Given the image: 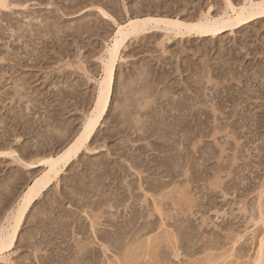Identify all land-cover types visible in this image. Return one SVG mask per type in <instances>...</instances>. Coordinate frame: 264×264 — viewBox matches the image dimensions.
Instances as JSON below:
<instances>
[{
	"label": "rangeland",
	"instance_id": "1",
	"mask_svg": "<svg viewBox=\"0 0 264 264\" xmlns=\"http://www.w3.org/2000/svg\"><path fill=\"white\" fill-rule=\"evenodd\" d=\"M40 2L44 0L0 9V151L15 150L14 156L0 155L1 221L44 170L25 162L60 152L93 107L101 77L99 53L116 30L97 7L124 23L128 17L120 10L135 7L137 0ZM173 2L177 8L171 13L163 7L153 14L189 19L210 8L216 15L224 7V0L191 1L187 10L184 2ZM34 15L45 25L53 22L52 28L41 27L48 35H18ZM142 38L123 49L111 107L89 148L34 203L16 246L8 256L0 255V264H106L108 255L120 264L125 247L138 236L145 244L138 249L141 254L136 250V257H128L130 264H211L210 259L215 264H255L264 242V17L215 36L168 37L159 29ZM92 221L100 223L94 224L97 233ZM103 244L110 245L107 258ZM84 246L89 249L82 258Z\"/></svg>",
	"mask_w": 264,
	"mask_h": 264
},
{
	"label": "bare ground",
	"instance_id": "2",
	"mask_svg": "<svg viewBox=\"0 0 264 264\" xmlns=\"http://www.w3.org/2000/svg\"><path fill=\"white\" fill-rule=\"evenodd\" d=\"M16 1L13 2L12 0H0V9L1 8H4V9H13V7H17V6H22V7H29L30 5H28L27 2H29V0H14ZM35 1V0H34ZM40 1V0H39ZM46 0H44L45 2ZM77 1V0H76ZM112 1V0H110ZM131 1V0H130ZM175 1V3H178V5L181 3V2H184V7L186 8L187 10V7H188V3H190L191 1H195V0H137V2L135 3V7H127L125 5L124 8H122L120 11H123V16H126L128 17L127 21L124 22V23H121L119 21V19L115 16V14L113 15L112 13H110L109 11H107L106 9L107 8H103L102 6H98L97 8L99 9L98 11L100 12L101 16L103 17V19H106L109 20V21H112L114 22V24H116V30H114V32L112 33V35H110V38L108 40H105V45H104V48L102 49V53L100 54L99 53V57H98V60L100 61V68H101V77L99 79H96V83H97V87H96V93H95V98H94V103H93V107L92 109L86 114V116L83 118V123H82V126L80 128L79 131H77L78 133L74 136V138L58 153H54V154H47L48 156L44 157V158H41L37 161H30V162H25V166L29 167V168H35V167H38V166H44V170L38 174V175H35L31 181V183L27 186V188L24 190V192L20 195V198L17 202V204L9 211V213L6 214V216L2 219V221L0 220V255L5 257L7 255V253H9L17 244L18 242V237H19V233H20V230L22 229V226L23 224L25 223V220L27 218V215L31 209V207L34 205V203L39 200L42 195L51 187L53 186V184L59 179V177H61V174L63 173V171H65V169H67L68 166H70V164H72L73 161H75V159H77L79 157V155L84 151L86 150L87 148H89L88 144L89 142L92 141V138L93 136H95L97 130L99 129V127L101 126L102 122H104V118H106L105 116H107V113L111 107V104H112V95H113V91H114V86H115V81H116V70H117V67L120 63V61L122 60L123 56H122V52H123V49L127 47V43L129 41H132V40H139L141 39L143 36H147L149 34H152L156 31H158L159 29H162V30H165L167 32V36L168 37H171L172 35L174 36H197V37H205V36H209V35H219L221 33H223L224 31H227V30H231V31H235L236 28H240V27H243L253 21H255L256 19L258 18H262L264 17V0H242L240 1V3H235L234 0H224V7L223 9L217 13L216 15L212 14L211 12V8L207 11H204L202 10L201 14L194 17L192 15V18L189 16L191 14H189L188 17L189 19H182V17H177V18H172V17H162V16H156L153 14V12L158 9V8H166L168 11L167 12H172V10L176 9L177 7H175L173 9V6H175V4H173ZM198 1V0H197ZM200 1V0H199ZM43 2V3H44ZM63 2V1H62ZM27 3V4H26ZM41 4L40 5H43L42 2H40ZM55 3L57 4V0H49L48 4L46 5H55ZM60 3V2H59ZM82 3V2H81ZM102 3V2H101ZM113 3V2H112ZM195 3V2H194ZM61 4V3H60ZM64 4V3H63ZM67 4V3H66ZM75 4V3H74ZM80 4V3H79ZM100 4V3H99ZM106 4V3H105ZM191 4V3H190ZM197 4V3H196ZM58 5V4H57ZM97 6V4H95ZM123 5V4H122ZM72 6V5H71ZM180 6V5H179ZM178 6V7H179ZM197 6V5H196ZM201 6V5H200ZM78 7V6H77ZM88 7V6H87ZM108 7V6H107ZM110 7V6H109ZM192 7V6H191ZM190 7V8H191ZM195 6H193L194 8ZM60 8V7H59ZM58 8V9H59ZM163 8V9H164ZM184 8V9H185ZM63 9V8H62ZM67 9V8H66ZM113 9V8H112ZM161 9V10H163ZM179 9H182V6L179 7ZM183 9V10H184ZM195 9V8H194ZM79 10V9H78ZM160 10V9H158ZM2 11V10H0ZM68 11V10H67ZM87 11V10H86ZM97 11V12H98ZM118 11V10H117ZM116 11V12H117ZM190 10L188 9V12ZM181 12V10H180ZM185 12V10H184ZM187 12V13H188ZM2 13V12H1ZM36 13H38L36 11ZM40 13V12H39ZM50 13V12H49ZM64 13V12H63ZM119 13V12H118ZM159 13V11H158ZM162 13V11H161ZM159 13V14H161ZM176 13H177V10H176ZM175 13V14H176ZM193 13V12H192ZM197 13V12H196ZM157 14V13H155ZM31 15V14H30ZM33 15V14H32ZM44 15V14H43ZM61 17V16H60ZM184 17V16H183ZM48 18V17H47ZM59 18V17H58ZM90 18V17H89ZM97 18V17H96ZM120 18V17H119ZM29 19V18H28ZM32 21L34 20H40V22L38 23V25H33L34 22L30 21L29 23H27V25L25 26H22L20 28V30L22 29V33L21 34H18L22 37H28L31 35H33L31 32L34 33V36L36 35L37 31H41L42 32V28L43 26H45L46 28L47 27H50L53 22L52 20H56V19H52L50 20L51 23L49 24H46L45 23L43 24L44 19H40L39 16L37 15H34L32 17ZM37 21V22H38ZM57 21V20H56ZM54 21V24L55 22ZM103 21V20H102ZM87 22V21H86ZM92 22V21H91ZM96 23V22H95ZM36 24V23H35ZM87 24V23H86ZM102 24V22H101ZM43 25V26H42ZM93 25V24H92ZM89 26V27H92L93 26ZM21 26V25H20ZM85 26V25H84ZM45 27H43L45 29ZM88 27V29H89ZM97 27V26H96ZM102 27V26H101ZM52 28V26H51ZM48 29V28H47ZM87 29V30H88ZM80 30V29H79ZM83 30V29H82ZM92 31V29H90ZM89 30V31H90ZM18 32H20L18 29H17ZM29 34H27V32ZM36 33H35V32ZM49 30H46V35H48V32ZM51 31V30H50ZM73 31V30H72ZM61 32V31H59ZM14 33V35H15ZM40 35H42L40 32H38ZM55 33V32H54ZM94 33V32H93ZM104 33V32H103ZM57 34V32H56ZM90 34V33H89ZM88 34V35H89ZM14 35H12L13 37H15ZM39 35V36H40ZM52 35V34H51ZM87 35V36H88ZM106 35V34H105ZM19 36V37H20ZM38 36V37H39ZM45 36H42L41 39ZM54 36V35H53ZM86 36V37H87ZM96 36V34H95ZM18 37V36H17ZM18 37V38H19ZM31 37V36H30ZM52 37V36H51ZM59 37V36H58ZM68 37V35H67ZM16 38V37H15ZM14 38V39H15ZM37 38V37H36ZM49 38V37H48ZM61 38V37H60ZM59 38V39H60ZM22 39V38H21ZM19 38V41L21 40ZM27 39V38H26ZM30 39V38H29ZM35 39V38H34ZM34 39H32V41H34ZM54 39V38H53ZM143 39V38H142ZM18 41V39H16ZM24 40V39H23ZM31 41V40H30ZM44 40H42L43 42ZM23 42V41H22ZM41 42V40L39 41ZM47 42V41H46ZM26 43H29L26 41ZM24 42V44H26ZM36 43V42H35ZM34 43V44H35ZM20 44H21V41H20ZM23 44V45H24ZM33 44V43H32ZM37 44V43H36ZM41 44V43H40ZM43 44V43H42ZM49 44V42H48ZM39 45V44H37ZM22 46V44H21ZM29 46L31 47V45H28L27 48H29ZM36 46V45H35ZM9 47V46H8ZM43 46H41L42 48ZM67 47V46H66ZM10 48V47H9ZM8 48V50H9ZM24 48V47H23ZM45 48V47H44ZM26 49V48H25ZM32 49V48H31ZM80 49V47H79ZM94 49V48H93ZM97 49V48H96ZM11 50V49H10ZM13 50V49H12ZM30 50V49H29ZM29 50H26V51H29ZM38 50V48H37ZM43 50V49H42ZM24 51V50H23ZM33 50H31L32 52ZM90 51V50H89ZM29 52V53H31ZM28 53V52H27ZM26 53V54H27ZM41 53V52H40ZM25 54V53H24ZM61 54V53H59ZM12 55V54H11ZM49 55V54H48ZM95 55V54H94ZM14 56V55H13ZM44 56V55H43ZM6 57V56H5ZM9 57V56H8ZM15 57H18V56H15ZM34 57V55H33ZM23 58V57H21ZM31 59V57H29ZM50 58V57H49ZM25 59V58H24ZM28 59V58H27ZM29 59V60H30ZM51 59V58H50ZM3 60V59H2ZM1 60V61H2ZM6 60V59H5ZM10 60V59H9ZM39 60V59H38ZM27 61V60H26ZM6 62V61H5ZM18 62V61H17ZM83 62V61H82ZM20 64V63H19ZM36 64V63H35ZM45 64V63H44ZM15 65V64H14ZM13 65V66H14ZM18 65V64H17ZM37 65V64H36ZM81 65V64H80ZM84 65V64H83ZM230 65V64H229ZM20 66V65H19ZM28 66V64H27ZM31 66V65H30ZM35 66V65H34ZM42 66V65H41ZM40 66V67H41ZM82 66V65H81ZM2 67V66H1ZM12 67V66H11ZM21 67V66H20ZM23 67V66H22ZM15 68V67H14ZM26 68V67H25ZM36 68H39V67H36ZM34 69V68H33ZM44 69V68H43ZM264 69V67H263ZM1 70V69H0ZM20 71V70H19ZM11 72V70H10ZM1 73V72H0ZM4 73V72H3ZM9 72H7L6 74H8ZM30 73V72H29ZM5 74V73H4ZM34 74V73H32ZM38 74V73H37ZM73 74V73H72ZM144 74V73H143ZM30 75V74H29ZM48 75V74H47ZM57 75V74H56ZM142 75V74H141ZM236 75V74H235ZM234 75V76H235ZM166 76V74H165ZM163 76V77H165ZM34 77V76H33ZM32 77V78H33ZM149 77V75H148ZM3 78V76L1 77ZM5 78V77H4ZM35 78V77H34ZM147 78V77H146ZM168 78V77H167ZM143 79V78H142ZM145 79V78H144ZM233 79V78H232ZM231 79V81H232ZM236 80V78H234ZM38 80V79H37ZM165 80V79H164ZM15 81V80H14ZM22 81V79H21ZM146 81V80H145ZM144 81V82H145ZM6 82V81H5ZM148 82V81H147ZM25 83V82H24ZM32 83V82H31ZM16 86V85H15ZM27 86V85H26ZM144 87V86H143ZM26 88V87H25ZM66 88V87H65ZM56 89V88H55ZM95 89V88H94ZM16 91V90H15ZM18 91V90H17ZM59 91L63 92L62 90L59 89ZM66 91V90H65ZM64 91V92H65ZM77 91V90H76ZM60 92V93H61ZM71 92V91H70ZM139 92V91H138ZM137 92V93H138ZM59 93V92H58ZM67 93V92H66ZM153 93V92H152ZM233 93V92H232ZM64 94V93H63ZM155 94V93H154ZM261 95L263 94V98H264V92L260 93ZM27 95V94H26ZM142 95V94H141ZM151 95V94H150ZM260 95V96H261ZM16 96L13 94V97ZM21 96V95H20ZM61 96V95H60ZM46 97V96H45ZM49 97V96H48ZM58 97V95H57ZM66 97V96H65ZM144 97V96H143ZM63 98V97H62ZM146 98V96L144 97ZM152 98L149 96V99ZM15 99V98H14ZM45 99V98H44ZM60 99V98H59ZM66 99V98H65ZM71 99V98H70ZM73 99V98H72ZM29 100V99H28ZM76 100V99H75ZM81 100V99H80ZM83 100V99H82ZM141 100V99H140ZM148 100V99H147ZM153 100V98H152ZM237 100V99H236ZM13 101V100H11ZM10 101V102H11ZM64 101V100H63ZM158 101V100H157ZM20 102V101H19ZM29 102V101H28ZM32 102V101H31ZM34 102V101H33ZM88 102V101H87ZM142 102V101H141ZM173 102V101H172ZM170 102V103H172ZM145 103V102H144ZM141 104V103H140ZM157 104V103H156ZM174 104V103H173ZM177 104V103H176ZM64 105V104H62ZM143 105V104H142ZM141 105V106H142ZM146 105V104H145ZM172 105V104H171ZM194 105V104H193ZM140 106V105H139ZM153 106V105H152ZM151 106V107H152ZM172 107V106H171ZM144 108V107H143ZM141 108V109H143ZM175 108V107H174ZM173 108V109H174ZM178 108V107H176ZM200 109V108H198ZM214 110V109H213ZM193 111V110H192ZM191 111V112H192ZM190 112V115H194L192 112ZM123 113V112H122ZM138 113V112H137ZM138 117V116H137ZM264 117V116H263ZM261 117H259L260 119ZM142 119V118H141ZM260 122H264V118H262L260 120ZM143 127V126H142ZM261 127V126H260ZM258 128V127H257ZM122 130V129H121ZM121 132V131H120ZM9 143V142H8ZM90 145V144H89ZM151 145V144H150ZM155 147V146H154ZM9 149V148H8ZM152 149V148H151ZM15 150H11V151H0V155H10V156H14ZM17 153V152H16ZM20 157V156H19ZM21 159V158H20ZM18 160V159H16ZM22 160V159H21ZM25 161V160H24ZM137 164V163H136ZM151 166V165H150ZM130 167H134V165L130 166ZM137 167V166H136ZM142 167V166H141ZM43 168V167H42ZM138 168H140L138 166ZM150 168V167H149ZM152 168V167H151ZM188 170V169H187ZM179 171V170H177ZM137 172V171H136ZM143 172V171H142ZM156 172V171H155ZM154 172V174H155ZM173 172V171H172ZM135 173V172H134ZM175 173V171H174ZM179 173V172H178ZM125 175V174H124ZM136 175V174H135ZM140 175V174H139ZM176 175V174H175ZM123 177V176H121ZM173 177V176H172ZM141 179V178H140ZM144 179V178H143ZM156 179V178H155ZM123 180V179H122ZM125 182V181H124ZM152 183V182H151ZM154 183V182H153ZM159 183V182H158ZM212 183V182H211ZM18 184V183H17ZM145 184V182H144ZM130 185V183H129ZM152 185V184H151ZM164 185V184H163ZM212 185V184H211ZM218 185V184H217ZM150 186V185H149ZM155 186V185H154ZM157 186V184H156ZM166 186V185H164ZM106 187V186H105ZM131 187V186H130ZM159 187V186H158ZM186 187V186H185ZM181 188V187H180ZM146 189V188H145ZM149 189V188H148ZM154 189V188H153ZM178 190V189H177ZM186 190V189H185ZM85 191V190H84ZM139 191V190H138ZM150 191V190H148ZM165 191V190H164ZM188 191V190H187ZM86 192V191H85ZM132 192V191H131ZM152 192V191H151ZM166 192V191H165ZM189 192V191H188ZM13 193V192H12ZM90 193V192H89ZM147 193V192H146ZM149 193V192H148ZM160 193V192H159ZM171 193V192H170ZM176 193H179V192H176ZM181 193V191H180ZM262 193V191H261ZM260 193V194H261ZM2 194V193H1ZM0 194V195H1ZM132 194V193H131ZM166 194V193H164ZM88 195V194H87ZM147 195V194H146ZM149 195V194H148ZM153 196H155L153 193H152ZM263 195V193H262ZM9 196V195H8ZM157 196V195H156ZM163 196V195H162ZM186 196V195H185ZM44 197V196H43ZM170 197V196H169ZM187 197V196H186ZM263 197V196H262ZM2 198V197H1ZM133 198V197H132ZM137 198V197H136ZM171 198V197H170ZM185 198V197H184ZM65 199V198H64ZM85 199V198H84ZM145 199H147L145 197ZM161 199V197H160ZM164 199V198H163ZM162 199V200H163ZM186 199V198H185ZM261 199V197H260ZM259 199V200H260ZM11 200V199H10ZM94 200V199H93ZM135 200V199H134ZM179 200V199H177ZM258 200V201H259ZM3 201V199L1 200ZM150 201V200H149ZM147 201V202H149ZM154 201V200H153ZM159 201V200H158ZM183 201V200H182ZM192 200L190 199V202ZM98 202V201H97ZM104 202V201H103ZM109 203H111L110 201H108ZM120 202V201H119ZM123 202V201H122ZM126 202V201H125ZM160 202V201H159ZM187 202V201H186ZM6 203V202H5ZM82 203V202H81ZM89 203V202H88ZM115 203V201H114ZM140 203V202H138ZM156 203V202H155ZM166 202H164L165 204ZM90 204V203H89ZM88 204V205H89ZM104 204V203H103ZM120 204V203H119ZM168 204V203H167ZM106 205V204H105ZM112 205V204H111ZM138 205V204H137ZM149 205V204H148ZM159 205V207H158ZM176 205V204H175ZM179 205V204H178ZM193 205V204H192ZM109 206V205H107ZM114 206V205H112ZM118 206V205H116ZM132 206H133V203H132ZM135 206V205H134ZM150 206V205H149ZM151 206H153L151 204ZM169 206V204H168ZM260 206V205H259ZM8 207V206H7ZM88 207V206H86ZM101 207V206H100ZM104 207V205H103ZM120 207V205H119ZM118 207V208H119ZM127 207V206H126ZM145 207V206H144ZM143 207V208H144ZM156 209L161 211L162 209L160 208V203L157 204L156 203ZM172 207V206H171ZM189 207V206H188ZM1 208V207H0ZM6 208V207H5ZM105 208V207H104ZM132 208V207H130ZM135 208V207H134ZM151 208V207H150ZM166 208V207H165ZM169 208V207H168ZM102 209V208H101ZM108 209V208H106ZM104 210V209H103ZM102 210V211H103ZM150 210V209H149ZM93 212V210H91ZM134 211V210H133ZM262 211V210H260ZM53 212V211H52ZM106 212V211H105ZM108 212V211H107ZM111 212V211H110ZM128 212V211H127ZM136 212V211H135ZM140 212V211H139ZM150 212V211H149ZM103 213V212H102ZM116 213V212H115ZM130 213V212H129ZM1 214V213H0ZM75 214V213H74ZM91 214V213H90ZM107 214V213H105ZM153 214V213H152ZM44 215V214H43ZM97 215V214H95ZM131 215V214H130ZM136 215V214H135ZM148 215H151V214H148ZM46 216V215H44ZM106 216V215H105ZM111 216V215H110ZM115 216V214H114ZM133 216V215H132ZM164 216V215H163ZM261 216V215H259ZM65 217V216H64ZM89 217V216H88ZM97 217V216H96ZM123 217V216H121ZM147 217V216H146ZM149 217V216H148ZM69 218V217H68ZM105 218V217H104ZM109 218V216H108ZM113 218V217H112ZM126 218V217H125ZM142 218V217H141ZM28 219V218H27ZM66 219V218H65ZM98 219H100L98 217ZM120 219V218H119ZM151 219V217H150ZM149 219V220H150ZM260 219V218H259ZM45 220V219H44ZM87 220V219H86ZM92 220V219H91ZM112 220V219H111ZM52 221V220H51ZM102 221V220H101ZM100 221V222H101ZM104 221V220H103ZM136 221V220H135ZM261 221V220H260ZM264 221V219H263ZM74 222V221H73ZM79 222V221H77ZM95 221H92V224H90L92 226L93 229V232L94 233H97L96 231V228H94V224H98V223H94ZM123 222V221H122ZM128 222V221H127ZM150 222V221H149ZM66 223V222H65ZM103 223H108V222H102ZM113 223V222H112ZM121 223V222H120ZM155 223V222H154ZM153 223V224H154ZM163 223V222H162ZM71 224V223H70ZM77 224V223H76ZM111 224V223H110ZM114 224V223H113ZM145 224V223H144ZM49 225V224H48ZM100 225V223L98 224ZM116 225V224H115ZM136 225V224H135ZM141 225V224H140ZM143 225V224H142ZM151 225V224H150ZM149 225V226H150ZM155 225V224H154ZM77 226V225H76ZM105 226V225H104ZM167 226V225H166ZM73 227V226H72ZM87 227V226H86ZM107 227H110L107 226ZM120 227V226H119ZM140 227V226H139ZM145 227L146 224H145ZM76 228V227H75ZM91 228V229H92ZM115 228V226H114ZM118 228V227H117ZM126 228V226H125ZM155 228V227H154ZM82 229V227H81ZM86 229V228H85ZM103 229V228H102ZM122 229V228H121ZM133 229V228H132ZM149 229V228H148ZM55 230V229H53ZM99 230V229H98ZM106 230V229H105ZM126 230V229H124ZM143 230V229H142ZM173 230V229H172ZM50 232V230H48ZM52 231V229H51ZM56 231V230H55ZM107 231V230H106ZM109 231V229H108ZM107 231V232H108ZM115 231H116V228H115ZM74 232V231H73ZM72 232V233H73ZM90 232V231H89ZM104 232V231H102ZM111 232V231H110ZM132 232V231H131ZM138 232V231H137ZM148 232V231H146ZM167 232V231H166ZM170 232V231H169ZM52 233V232H51ZM133 233V232H132ZM131 233V234H132ZM139 233V232H138ZM141 233V231H140ZM174 233V232H173ZM103 234V233H102ZM100 234V235H102ZM119 234V233H118ZM122 234V233H121ZM136 234V233H135ZM142 234V233H141ZM164 234V233H163ZM167 234V233H166ZM51 235V234H50ZM85 235V234H84ZM97 235V234H96ZM95 235V236H96ZM126 235V233H125ZM139 235V234H138ZM137 235V236H138ZM146 235V233H145ZM144 235V236H145ZM169 235V233H168ZM173 234L171 233V236ZM229 235V234H228ZM232 235V234H231ZM47 236V235H46ZM90 236V235H89ZM98 236V235H97ZM103 236V235H102ZM110 236V235H109ZM115 236H118V235H115ZM133 236V234H132ZM167 236V235H166ZM169 236L170 238H173L174 236ZM234 236V235H233ZM48 237V236H47ZM86 237V236H85ZM141 237V235H140ZM158 237V236H157ZM156 237V238H157ZM231 237V236H230ZM75 238V237H74ZM90 238V237H89ZM92 238V237H91ZM96 238V237H95ZM105 238V237H103ZM111 238V237H110ZM118 238V237H117ZM136 238V237H135ZM139 238V236H138ZM134 239V242L132 244V246H129L128 243H127V248L125 247V250H124V255H125V259L121 258L119 259L120 261H118L120 264H130V259L128 261V257L132 255L133 253V256H134V253H135V257H136V250L138 251L139 248L141 247H144V245L142 246V242L144 243L145 242V238L144 240L139 241V239ZM155 238V239H156ZM162 238V237H161ZM169 238V239H170ZM242 238V237H241ZM261 238V237H260ZM56 239V238H55ZM64 239V238H63ZM86 239V238H85ZM109 239V238H108ZM107 239V240H108ZM115 239V238H114ZM120 239V238H118ZM149 239V238H147ZM146 239V240H147ZM159 239V237H158ZM178 239V238H177ZM264 239V238H263ZM47 240V239H46ZM78 240V239H77ZM82 240V239H81ZM91 240V239H89ZM106 240V239H104ZM151 240V238L149 239ZM152 240H153V237H152ZM151 240V241H152ZM230 240V239H229ZM234 240V238H233ZM238 240V238H237ZM52 241V240H51ZM56 241V240H55ZM64 241V240H62ZM67 241V240H66ZM85 241V240H84ZM88 241V239H87ZM109 241V240H108ZM132 241V240H131ZM166 241V240H165ZM232 241V240H231ZM75 242V240H74ZM79 242V241H78ZM83 242V241H82ZM81 242V243H82ZM91 242V241H90ZM89 242V243H90ZM99 242H100V239H99ZM102 242V240H101ZM106 243V241H104ZM103 242V243H104ZM178 242V241H177ZM233 242V241H232ZM236 241L234 240V243ZM42 243V242H41ZM47 243V242H46ZM61 243V242H60ZM80 243V242H79ZM89 243H87V245L89 246ZM116 243V241H115ZM124 243V242H123ZM126 243V242H125ZM148 243V242H147ZM169 243V242H168ZM231 243V242H230ZM237 243V242H236ZM49 244V243H48ZM58 244V243H57ZM97 244V242H96ZM102 244V243H101ZM111 244V243H110ZM145 244V243H144ZM53 246V244H51ZM55 245V244H54ZM86 245V244H85ZM120 245V243H119ZM235 245V244H234ZM62 246V245H61ZM99 246V244H98ZM103 246L105 247V257L107 258V251H108V247L110 246H106L103 244ZM113 246H117V245H113ZM121 246V245H120ZM72 247V246H71ZM103 247V248H104ZM119 247V246H118ZM170 247V246H169ZM92 248V247H91ZM171 248V247H170ZM175 248H176V245H175ZM174 248V250H175ZM214 248V247H213ZM81 249H85L87 252H80L83 253V256L82 254L80 256H82V258L84 256H87L86 254H88V250L89 247L87 248L86 246H84L83 248L81 247ZM95 249V248H94ZM97 249V248H96ZM209 249V248H208ZM80 250V249H79ZM213 250V249H211ZM54 251V250H53ZM58 251V250H57ZM71 251V250H70ZM92 251V250H90ZM101 251V250H100ZM120 251V250H119ZM123 251V250H121ZM142 251V250H141ZM232 251V250H231ZM110 252V251H109ZM139 252V251H138ZM174 252V251H173ZM258 254H257V258L254 259V261L256 260V262H254L255 264H263L264 262V242L263 240L261 241L260 243V248L259 250L257 251ZM53 253V252H52ZM51 253V254H52ZM59 253V252H58ZM90 253V252H89ZM122 253V252H121ZM140 253V252H139ZM176 253V252H175ZM180 253V252H179ZM98 254V253H97ZM141 254V253H140ZM174 254V253H173ZM49 255V254H48ZM139 254L137 253V256ZM8 256V255H7ZM73 256V255H72ZM76 256V254H75ZM78 256V255H77ZM79 256V257H80ZM90 256V254L88 255ZM96 256V254H95ZM156 256V254H155ZM2 257V258H3ZM43 257V256H42ZM65 257V256H64ZM256 257V256H255ZM1 258V257H0ZM78 258V257H77ZM87 258V257H86ZM95 258V257H94ZM98 258V257H97ZM108 258L109 255H108ZM107 258V262L106 264H113V261L108 259ZM138 258V257H137ZM208 258V257H207ZM214 258V257H213ZM60 259V258H59ZM65 259V258H64ZM70 259V258H69ZM81 259V258H80ZM135 259V258H134ZM133 259V260H134ZM216 259V258H215ZM44 260V259H43ZM52 260V259H51ZM79 260V259H78ZM84 260H87V259H84ZM92 260V259H90ZM105 260V259H104ZM211 261V264H215V262L213 261V259H210ZM63 261V260H62ZM116 261V260H115ZM114 261V263L116 264V262ZM208 261V260H207ZM53 262V261H51ZM56 262V261H55ZM60 262V261H59ZM65 262V261H64ZM74 262V261H73ZM78 262V261H77ZM81 262H82V259H81ZM84 262V261H83ZM89 262V261H88ZM103 262V261H102ZM209 262V261H208ZM62 263V262H61ZM76 263V262H75ZM80 263V261H79ZM78 263V264H79ZM94 263V262H93ZM217 263V262H216ZM41 264V263H40ZM51 264V263H50ZM77 264V263H76ZM81 264V263H80ZM83 264V263H82ZM90 264V263H88ZM118 264V263H117ZM208 264V263H207ZM210 264V263H209Z\"/></svg>",
	"mask_w": 264,
	"mask_h": 264
}]
</instances>
